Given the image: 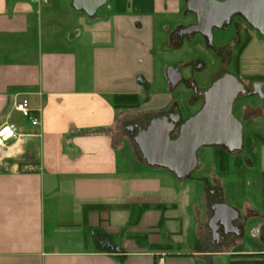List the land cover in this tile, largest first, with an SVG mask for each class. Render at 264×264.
Wrapping results in <instances>:
<instances>
[{"label": "crops", "instance_id": "crops-1", "mask_svg": "<svg viewBox=\"0 0 264 264\" xmlns=\"http://www.w3.org/2000/svg\"><path fill=\"white\" fill-rule=\"evenodd\" d=\"M185 2L111 0L107 29L99 24L104 14L76 11L71 0H0V128L16 127L15 136L4 141L11 159L0 157V264H199L197 254L212 252L208 247L113 249L103 242L120 228L111 226L110 210L126 183L129 195L160 191L150 186L159 183L156 178L137 180L130 172L156 177L168 172L179 182L174 173L145 163L122 170L113 140L118 129L125 130L126 113L161 111L172 96L161 90L138 113L116 107L114 96L139 98L141 85L154 75L149 48L157 21L181 13ZM182 38L174 37L179 46ZM23 98L39 113L38 125L15 109ZM253 174L262 177L261 193L252 187ZM215 176L240 227L230 248L219 246L216 257L248 255L245 259L264 264V144L245 170Z\"/></svg>", "mask_w": 264, "mask_h": 264}, {"label": "rangeland", "instance_id": "rangeland-1", "mask_svg": "<svg viewBox=\"0 0 264 264\" xmlns=\"http://www.w3.org/2000/svg\"><path fill=\"white\" fill-rule=\"evenodd\" d=\"M66 1L68 2V0ZM110 4L111 0H107L96 12L97 16L101 14L106 16L104 22L99 24L107 29L112 24L110 15L113 12ZM236 21H238L239 26L236 28V38L234 37L238 42L236 52L248 39V43L238 57L237 65L235 64V56H232L234 58L227 64V71L235 74L237 80L245 88L244 93H239L233 105V113L243 126L241 148L231 152L223 149L221 151L213 147L200 148L197 151L196 166L187 175L178 176L179 182L165 171L166 174H159L157 177L146 174V172L143 173L142 170L130 172L128 176L137 180L144 177L156 178L159 183L156 185L152 182L150 186L152 188L155 186L160 187V191L154 190L147 194L131 192L129 195L126 183L120 199L115 202L116 208L110 210L111 226L120 228L109 233L107 237L105 235L106 238L101 237L105 238L103 242L110 241L113 249H144L159 243L162 246H170L174 250L181 249L182 251L189 249L199 251L208 247L207 250L212 252L205 254L206 256L197 254L198 257H194V260L199 261V264H231L232 261L243 262L249 259L244 260L245 256H231L228 253L216 257L215 254H219L218 251L222 249L219 246L224 245V243L214 242L211 239L209 228V216H211L212 210L208 203V193L210 191L219 192L220 188V180L217 179L215 174L218 171L245 170L247 166L256 161L259 148L264 144V100H261L257 95H245L252 82H264V40L255 29H251L239 18ZM194 22L195 16L187 8L174 17L160 18L157 21L156 30L158 31L152 46L149 48V53L156 61L154 75L141 85L140 104L136 109L137 113L139 108L142 109V104L150 101L153 94L164 89L180 104L181 108L188 102L191 91L184 88L182 83L171 92L166 76L168 66L179 68L185 77L190 76V74L198 77L200 80V82L197 81L198 85L202 83L207 86L209 84V76L213 74L211 72L217 70L218 61L215 59L207 40L201 37L200 34L194 33L191 36H183L182 43L179 46V42L174 39V37L176 38L174 32L176 26L184 29L194 24ZM165 25L167 27L162 28ZM229 34L234 35L230 24L222 29L214 28V44H222L223 39ZM171 38L174 39L172 43H170ZM233 53L235 55V52L232 51ZM205 61L207 62L205 63ZM199 62L203 64L202 70L195 69L196 64ZM192 70L194 71L192 72ZM188 104L192 105L190 102ZM199 104L194 107L192 105L187 111H193ZM126 109L131 110V108ZM143 110L146 112H141L143 113L140 114L141 117L147 113H153L149 109ZM18 115L21 117L20 114ZM136 116L139 115L126 113L128 122L140 120L136 119ZM129 134L126 130L118 129L113 135V140L118 145L117 158L119 165L123 167L122 170L124 167L136 169L140 166L139 162L147 164L135 143L136 130L131 135ZM176 135L177 131L171 134V137ZM10 152L8 146L0 147V157L11 159ZM222 166H226L227 169L222 170ZM26 169L30 170L29 167H26ZM147 169L153 171L152 168ZM253 175H251V179L254 181L252 187L260 192L263 187L262 177L259 174ZM225 177L230 180L233 179L232 175H225ZM221 186L225 187L223 183ZM128 197L133 200L127 202ZM163 207H167L166 210ZM163 221L164 227L162 225ZM139 244H141V247H139ZM226 245H228L226 247H229L230 244L227 243Z\"/></svg>", "mask_w": 264, "mask_h": 264}, {"label": "water", "instance_id": "water-1", "mask_svg": "<svg viewBox=\"0 0 264 264\" xmlns=\"http://www.w3.org/2000/svg\"><path fill=\"white\" fill-rule=\"evenodd\" d=\"M107 0H71L76 11L89 16ZM186 8L193 13L196 22L181 30V34L198 33L213 45V29H221L230 23L235 14L241 15L264 40V0H186ZM166 75L171 87L181 78L178 68L168 66ZM235 75L223 72L213 77L203 92V104L178 126L177 135L171 137L175 125L168 119L171 113L144 118L136 128L135 143L146 163L152 167L166 169L176 176L187 175L197 163V151L202 147H219L226 151L239 150L243 140V126L233 114V103L243 91ZM254 93L264 96L261 84ZM212 210L210 229L217 239L219 222L234 230L232 220L235 211L214 191L208 193ZM264 237V233H263Z\"/></svg>", "mask_w": 264, "mask_h": 264}, {"label": "flooded vegetation", "instance_id": "flooded-vegetation-1", "mask_svg": "<svg viewBox=\"0 0 264 264\" xmlns=\"http://www.w3.org/2000/svg\"><path fill=\"white\" fill-rule=\"evenodd\" d=\"M238 18L241 21H243L245 24H247L246 21L244 20V18L241 15L235 14L231 18L230 23H229L230 25H232V29H233V34L234 35H230L229 34L227 37H225V39H223L222 44H219V43L218 44H214V42H213V45H210L208 43L210 45V49L214 53V54L213 53L212 54L214 55L215 59L218 61V66L216 67V69H217L216 71L211 72L213 74H211V76H209L210 79H209V84H207V86H209L211 84V81H212L214 76H216V75H218L220 73H223V72L231 73V72L227 71V66H228L227 64H229V61L234 58V57L232 58V56H235L236 53H237L236 52V49H237L236 47H237L238 42L235 39L236 38L235 35L237 34L236 33L237 32L236 28L239 27L238 26V21H236ZM195 22H196V19H195ZM229 24L225 25V26H229ZM225 26H223L222 28H224ZM250 28L253 29L252 27H250ZM181 30H183V28L182 29L180 28V29L176 30V32H175L176 36L183 37V36H191V35L194 34V33L181 34ZM201 37H203V36H201ZM232 51L235 52V55H234V53L232 54ZM206 62L207 61H205V63ZM202 67H203V64L199 62V63L196 64L195 69L202 70L203 69ZM193 71L194 70H192V72ZM180 74H181L180 80L174 86H172V89L174 90L175 87H177L180 83H182L184 88H187V90L191 91V96L188 97V102L183 106V108H181L180 104L174 99L171 102L170 106L167 107L166 109H163V110L157 111V112H153V113H147L145 116H142L141 118H140V116H136L135 118L136 119L138 118L140 120H138L137 122L136 121L127 122V123L124 124V125H126L125 126V130L127 131L128 134L130 133L129 135H131L136 130L134 125L139 124L144 118L151 119L152 117H154L157 114H165V113H171L170 114L171 117L168 119V122L171 125H175L174 130L171 132V134H173V133H175V131L178 132V126L181 125L184 122L185 119H187L190 115L195 113L197 111V109L199 108V106L200 107L202 106V104H203V92L205 90V87L207 88V86H204L202 83L200 85H198L197 81L200 82L199 78L192 76V74H190V76H187V77L183 76V74L181 72H180ZM231 74H233V73H231ZM233 75H235V74H233ZM235 77H236V75H235ZM257 84H261V92L264 95V82H262V81H254V82H252L251 86H250V89L246 90V94L245 95L246 96L257 95L259 98H261V100H264V96H260L258 93H254ZM170 86H171V84H170ZM242 89H243V91L241 93H244L245 88L243 87ZM235 101H234V103H235ZM189 102L193 105V107L196 104H198V103H200L201 105L199 104L198 107H196V109H194L191 112H188L187 110L189 109V107L192 106V105L188 104ZM234 103H233V105H234ZM173 138H174V136H173ZM215 193L220 195V192H218V191L215 192ZM212 214H211V216H212ZM236 220H237V218H235V217L232 220V224H233V226L235 228L234 230L233 229L229 230L228 227L223 226L222 224H220L218 222L217 223L218 227L216 229V233H217V237L218 238H217V240H213L212 231L210 229L211 239L214 242H223L224 244L230 243L231 237L233 238V237H237L239 235L240 227H237V226L234 225V222ZM210 225H211V222L209 223V228H210ZM244 260H246V259H244ZM251 260L254 261V262L257 261L255 259H250V258L247 261H251ZM235 264H237L236 261H235Z\"/></svg>", "mask_w": 264, "mask_h": 264}, {"label": "trees", "instance_id": "trees-1", "mask_svg": "<svg viewBox=\"0 0 264 264\" xmlns=\"http://www.w3.org/2000/svg\"><path fill=\"white\" fill-rule=\"evenodd\" d=\"M248 39H246L244 41V43L242 44V46L239 48V50L237 51L236 55H235V64L237 65V61H238V57L241 54V52L243 51V49L245 48L246 44L248 43L247 41ZM114 103L115 106L120 108H131V109H137L139 107V98L138 95L136 94H118L114 96ZM215 149L221 150V148L219 147H213ZM226 153V152H225ZM226 161V159H225ZM222 170H226L227 167L226 166H222L221 168ZM149 249L152 250H157V249H167V247L162 246L160 244H153L149 247ZM236 256H240V254H234ZM241 256H248V255H241ZM231 264H235V262H231ZM237 264H261V261H243V262H237Z\"/></svg>", "mask_w": 264, "mask_h": 264}, {"label": "built area", "instance_id": "built-area-1", "mask_svg": "<svg viewBox=\"0 0 264 264\" xmlns=\"http://www.w3.org/2000/svg\"><path fill=\"white\" fill-rule=\"evenodd\" d=\"M15 109L25 118L27 119L31 125H38L40 122L39 113H34L32 109L29 107V103L27 99H21L16 105ZM16 134V127L13 124L5 125L0 128V147H4V141L11 139ZM32 169V167L30 168Z\"/></svg>", "mask_w": 264, "mask_h": 264}]
</instances>
